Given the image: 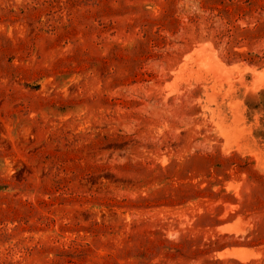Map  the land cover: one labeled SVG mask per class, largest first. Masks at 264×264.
Masks as SVG:
<instances>
[{"label":"rangeland","instance_id":"obj_1","mask_svg":"<svg viewBox=\"0 0 264 264\" xmlns=\"http://www.w3.org/2000/svg\"><path fill=\"white\" fill-rule=\"evenodd\" d=\"M0 264H264V0H0Z\"/></svg>","mask_w":264,"mask_h":264}]
</instances>
